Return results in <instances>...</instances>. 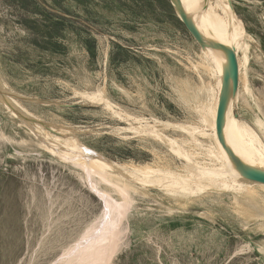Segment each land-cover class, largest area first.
<instances>
[{
	"label": "rangeland",
	"instance_id": "374dc122",
	"mask_svg": "<svg viewBox=\"0 0 264 264\" xmlns=\"http://www.w3.org/2000/svg\"><path fill=\"white\" fill-rule=\"evenodd\" d=\"M170 2L0 0V84L48 142L76 139L127 173L156 168L186 186L112 178L129 184L131 203L110 264H264V189L195 180L210 142L197 131L200 107L215 76ZM232 3L247 43L233 114L264 141V0ZM6 105L0 101V264H55L100 222L105 204L77 157L73 166L51 152ZM96 174V189L111 193Z\"/></svg>",
	"mask_w": 264,
	"mask_h": 264
},
{
	"label": "bare ground",
	"instance_id": "6f19581e",
	"mask_svg": "<svg viewBox=\"0 0 264 264\" xmlns=\"http://www.w3.org/2000/svg\"><path fill=\"white\" fill-rule=\"evenodd\" d=\"M180 1L185 14L193 19L197 29L204 37L231 46L234 49L237 56L240 75L242 66L246 65L247 63V43L243 41L245 34L240 27L234 11H231L230 23H228V0ZM175 12L178 19H180L176 9ZM192 39L195 41L193 37ZM200 49L205 59L209 62V65L212 64L213 74L215 76L214 83L205 86V91L207 92V102H205L206 106L204 105L200 107L202 108V110L200 109L201 125H199V128H197V131L201 132L203 135L210 136V142L209 144H205V146H203V148L205 147V159L203 160L204 165H198L197 167L195 166L196 171L193 170V172H190H192L191 174H193L195 171V180L196 178H206L207 180L209 179V181H215L213 179H217L222 183L223 187L227 189L236 188L237 190H244L249 184L252 183L258 184L264 189V183L249 180L240 174V172L235 168L234 163L231 161L227 151L221 145L217 138L215 119L219 92L222 83L223 69L227 64V58L225 53L220 49H216L210 46H200ZM239 90L240 89L238 81L237 91L234 96L230 97L227 104L223 125V137L226 145L233 151V153L237 157L241 159V161L252 167L264 170V141L262 140L260 135L254 131L253 128L242 122L240 118L238 119L233 114V103L238 99L240 93ZM98 94H100L99 97H101V93ZM6 97L9 96L5 94V88L0 84V101L5 103V105H8L6 106L9 107L10 113L15 118H17L34 136L38 137L43 146L48 147L51 152H54L56 155L58 154L63 158V160L69 159L68 161H70L73 160L74 157H77L75 158L76 160L74 159L73 163H75L76 166H80L81 169L83 168L85 170L88 186L90 187V189H93L98 193L99 197L102 198L105 204V209H103L104 211L102 213L100 222L96 225H93L94 223L92 222V226L89 225V227H91L86 231L84 230L85 233L83 232L84 234L82 233L83 235H80L81 237L78 241H75L73 245L67 247L64 251L62 250V255L59 260L55 262V264H110L111 258L116 252L119 241L121 239L123 230V226L121 225V223L125 219L127 209L129 207V204L131 203L129 195L131 188L126 181H122L125 178H130L133 184H135V181H137L141 184V186H151L154 185V182H157L158 186L166 187V189L180 188L185 190L186 186L183 183H180L181 181L178 182L177 180L179 179L176 176L175 179H173L171 176V172L169 173L167 170V172H165L158 169L157 174H155L154 169L156 168H154L153 171L150 169L148 172V167H145L146 169L142 167H136L133 170L134 173L132 171V173H127L122 169V167L108 161L107 158L105 159L103 156L95 153L94 151H91L86 146L79 144V141V143L75 142L76 139L73 140V142H71L72 140L68 141L69 139H67V142H70L68 144L67 142H64L62 138L61 140L63 142L58 141V139H55L53 142H48L47 140H50L49 138L51 137H49L47 133V136H44L45 134H42V126L29 121V119L21 109L15 111L13 107H10ZM103 100L105 101L104 98ZM106 103L108 104H106L108 107L112 108V106L108 102ZM118 114H120V112H118ZM263 124V120L260 119L258 125H262V127H264ZM204 127L208 128L210 132L206 133ZM137 128H140L142 130V128L144 127L140 123L137 127H132L131 129ZM145 128H148V126ZM146 130L148 134H158L157 137L164 138L163 140L167 138L163 134L158 132V130H156V128L154 127L148 128ZM53 137L55 138L56 136ZM175 152L179 155H183L179 150L175 149ZM89 155H94L95 158L91 159ZM185 160L187 161V164L190 165L196 163L189 157H185ZM70 162L72 163V161ZM150 171L152 173L154 172L153 174H155L153 175V178L150 177L152 176ZM94 172L99 174L100 177L97 174L96 175L101 178V182L104 181L105 183H108L107 181H109L112 184L113 190L111 191V193L96 189L95 184L91 180V174ZM197 173H199V175ZM113 177H121L122 180H113ZM169 177H171L170 179H172V181H168ZM199 179H197V182L200 181ZM206 187L209 188L208 185ZM199 188L204 189L205 186ZM113 192H118L120 195V199H115L113 196Z\"/></svg>",
	"mask_w": 264,
	"mask_h": 264
},
{
	"label": "water",
	"instance_id": "95a60500",
	"mask_svg": "<svg viewBox=\"0 0 264 264\" xmlns=\"http://www.w3.org/2000/svg\"><path fill=\"white\" fill-rule=\"evenodd\" d=\"M173 3L175 9L177 10L182 24L185 26L190 35L195 39V41L201 46H210L216 49L222 50L227 58V64L223 69L221 89L219 92L217 112L215 119L216 134L219 142L227 151L231 161L234 163L235 168L243 175L245 178L264 183V170L258 169L247 165L239 157H237L233 151L226 145L223 137V125L225 120V113L228 101L231 96H234L238 87V62L237 56L234 49L231 46L225 45L223 43L213 41L204 37L201 32L197 29L193 19L185 14L183 6L180 0H170ZM229 10H228V23H230L231 11L233 10L232 0H228Z\"/></svg>",
	"mask_w": 264,
	"mask_h": 264
},
{
	"label": "crops",
	"instance_id": "0c3cea01",
	"mask_svg": "<svg viewBox=\"0 0 264 264\" xmlns=\"http://www.w3.org/2000/svg\"><path fill=\"white\" fill-rule=\"evenodd\" d=\"M170 4L172 5V3L170 2ZM173 6V5H172ZM174 7V6H173ZM181 21V20H180Z\"/></svg>",
	"mask_w": 264,
	"mask_h": 264
}]
</instances>
